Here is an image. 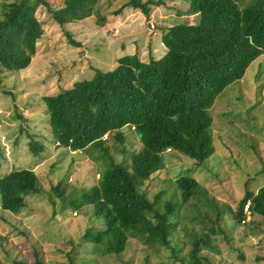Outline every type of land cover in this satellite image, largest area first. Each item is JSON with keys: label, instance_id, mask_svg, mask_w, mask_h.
<instances>
[{"label": "rangeland", "instance_id": "rangeland-1", "mask_svg": "<svg viewBox=\"0 0 264 264\" xmlns=\"http://www.w3.org/2000/svg\"><path fill=\"white\" fill-rule=\"evenodd\" d=\"M62 1L48 0L53 8L61 7ZM126 1L101 0L97 7L105 26L95 16L59 26L39 6L35 16L43 34L30 64L2 75L0 177L12 170H31L41 191L27 196L25 208L17 214L0 209V264L14 260L35 264L36 259L44 264H181L179 260H189L188 253L198 241L207 245L198 252L205 258L202 264H264V217L251 212L243 225L235 216L245 193L256 194L264 187V55L209 109L213 155L199 163L166 151L161 156L163 169L140 188L159 213L166 204L171 207L170 246L153 251L131 237L124 252L111 257L84 238L88 230H100L103 221L92 216L91 206L81 205L82 193L97 184L111 161L130 170L131 158L142 146L133 128L125 127L123 143L106 137L108 156L95 145L82 151L60 147L52 139L42 98L91 79L96 70L107 71L108 57L113 56L108 48L124 25L131 24L133 34L139 30L137 23L149 29L150 25L168 28L189 5L187 0H150L160 4L151 7L149 20L130 8L115 15ZM194 18L196 23L197 14ZM67 32L79 47L68 42ZM97 58L104 64L97 65ZM31 142L40 146L38 154L31 151ZM179 177L194 178L200 185L185 204L176 187Z\"/></svg>", "mask_w": 264, "mask_h": 264}, {"label": "trees", "instance_id": "trees-1", "mask_svg": "<svg viewBox=\"0 0 264 264\" xmlns=\"http://www.w3.org/2000/svg\"><path fill=\"white\" fill-rule=\"evenodd\" d=\"M101 0H63L53 8L48 0H4L0 4V85L5 72L28 67L43 34L35 16L45 7L59 26L99 16ZM189 12L197 14L193 24L180 21L162 36L165 55L142 62L137 55H124L111 71L96 70L90 80L75 82L42 102L55 144L71 151L95 145L106 156L102 137L111 135L123 143L121 130L134 128L142 146L131 158L130 170L110 162L99 174L97 184L81 195V205L91 206L92 216L103 221L99 230H88L89 242L99 245L102 254L117 256L133 237L151 250L170 246L172 209L166 204L159 213L140 189L145 181L163 169L162 154L176 151L199 163L214 153L212 118L209 109L232 83L243 78L248 67L264 55V0L243 4L241 0H188ZM160 3L127 0L123 9L138 10L149 20L152 8ZM68 42L79 44L66 33ZM38 154L40 146L29 144ZM182 204L195 197L200 185L191 177L176 179ZM38 180L28 169L12 170L0 177V209L13 214L25 208V198L40 192ZM264 217V187L256 194L246 192L238 205L241 222L243 206ZM202 243V244H201ZM101 244L103 247H101ZM202 241L194 243L189 260L181 264H202L198 256ZM210 248V247H209ZM147 260V258L145 259ZM148 263V260L145 262ZM12 264H26L14 260ZM35 264H44L36 259Z\"/></svg>", "mask_w": 264, "mask_h": 264}, {"label": "crops", "instance_id": "crops-1", "mask_svg": "<svg viewBox=\"0 0 264 264\" xmlns=\"http://www.w3.org/2000/svg\"><path fill=\"white\" fill-rule=\"evenodd\" d=\"M188 10H189V5L185 10L184 14H179L178 16V18L182 20H179L177 18L176 20L177 22L174 23V20H172L173 22L171 21L173 25L183 20L188 24H193L195 20L194 17L196 16V14H191ZM185 14H189V16L185 17L186 16ZM109 21L112 24V20L109 19L108 22ZM128 23L129 22H126V24ZM104 24L106 25V21L103 23V25ZM137 25H139L137 26L139 29L137 33L135 32L133 34L132 32L133 28L131 24L124 25L123 27L120 28L119 32L117 33V35L119 36H117L114 40L111 41V44L108 48V52L113 54V56L109 55L108 57L107 64H109V68H107V71H111L112 69H114L117 66V60L124 55H137L140 61L142 62H148L151 59L158 60L165 55L166 49L162 43V36L166 32L167 28H163V29L156 28L154 31H151L149 29V26L144 27L141 25V23L140 24L137 23ZM107 26H109V24ZM171 26L172 24L169 27ZM128 28L130 29V33L127 32ZM99 59L97 58L95 63L97 65L104 64V62L101 61L102 58L100 60Z\"/></svg>", "mask_w": 264, "mask_h": 264}, {"label": "built area", "instance_id": "built-area-1", "mask_svg": "<svg viewBox=\"0 0 264 264\" xmlns=\"http://www.w3.org/2000/svg\"><path fill=\"white\" fill-rule=\"evenodd\" d=\"M150 30L151 31H154L155 30L154 25H150ZM133 130H134V128H133ZM108 136H109V134H105L102 137V140L105 141L107 139L106 137H108ZM167 152H170V150H167ZM250 206H251L250 202H247L245 204V206L243 207V211H242L243 217H242V220H241V224H243V225H245L246 223H248L250 221V219H251ZM74 215H75V213H74Z\"/></svg>", "mask_w": 264, "mask_h": 264}]
</instances>
